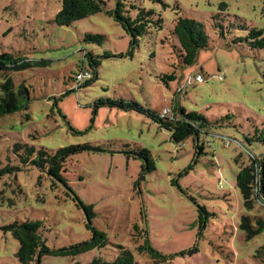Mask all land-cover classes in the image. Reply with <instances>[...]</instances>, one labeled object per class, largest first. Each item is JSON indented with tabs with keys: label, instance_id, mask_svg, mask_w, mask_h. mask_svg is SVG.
<instances>
[{
	"label": "rangeland",
	"instance_id": "374dc122",
	"mask_svg": "<svg viewBox=\"0 0 264 264\" xmlns=\"http://www.w3.org/2000/svg\"><path fill=\"white\" fill-rule=\"evenodd\" d=\"M105 1L103 13L60 27L54 19L62 0H0V55L32 63L8 74L17 93L30 91L29 109L0 118V171L13 169L0 175V264H21L19 243L3 230L14 222L41 221L52 251L89 242L93 232L75 195L94 206L92 225L106 235L105 243L78 256L45 255L40 264H115L124 252L134 264H264V233L247 240L241 228L243 218L254 227L264 221V207L255 202L248 209L236 182L251 163L247 149L261 152L245 135L253 132L248 118L259 127L264 122V51L234 42L246 38L242 27L264 30V0H134L165 22L164 31L141 39L134 58L117 57L128 54L131 37L107 14L118 0ZM179 17L204 23L210 37L197 64L185 69L170 34ZM90 35L102 39L91 42ZM86 53L100 64L95 70L92 58L84 60L93 79L79 88L75 77ZM172 73L181 78L171 90L157 76ZM197 73L207 82L192 81L183 94H174L184 88L183 77ZM5 81L0 72V97ZM108 99L138 102L158 114L175 99L211 122L234 114L243 128L201 134L207 147L198 156L195 136L176 144L146 115L96 107ZM21 144L52 154L71 146L94 150L67 158L63 176L70 190L62 184L52 188L47 170L32 162L36 154L23 164ZM200 215L207 220L204 230ZM146 241L148 251L140 250ZM152 250L166 261L154 259Z\"/></svg>",
	"mask_w": 264,
	"mask_h": 264
},
{
	"label": "trees",
	"instance_id": "16d2710c",
	"mask_svg": "<svg viewBox=\"0 0 264 264\" xmlns=\"http://www.w3.org/2000/svg\"><path fill=\"white\" fill-rule=\"evenodd\" d=\"M107 2L105 0H62V7L55 16L54 22L60 27H69L77 21L98 15L107 10ZM116 22H118L123 30L131 37L130 50L128 54H119L117 57L134 58L136 50L140 46L141 39L150 36L153 33H159L164 31L165 22L162 16L155 9H148L138 4L134 0H118L113 10L107 11ZM219 18L216 17V21ZM219 28L218 26H215ZM233 28V27H232ZM248 32L246 38L236 39L235 43L247 42L249 47L253 50L264 51V30L258 28L249 29L248 27H242ZM171 37L175 41L174 48L176 53L179 54L180 66L182 69L185 67L195 66L199 60L202 51L209 48L210 37L208 35L207 28L204 23L189 18L179 17L173 28ZM222 39H226V32L223 30L220 32ZM87 40L91 42H98L102 39L100 36H87ZM115 57L113 54H107L106 58ZM82 69L88 70L84 64V60L91 59L90 67L97 69L100 64L93 54L86 53L83 56ZM32 63H28L26 60L16 57L14 55L4 53L0 55V72L6 74V81L1 85L2 96L0 97V118L13 115L17 112L27 111L29 109V103L31 101L30 91L24 87L19 93L15 90V84L8 75L13 70H22ZM203 71V68H201ZM89 71V70H88ZM91 72V71H90ZM184 73V72H183ZM97 74V72H96ZM185 76V74H183ZM200 75L203 77V81L199 82L196 80V76ZM91 72V78L93 79ZM217 76H211L210 79H216ZM176 74H163L157 76L159 82H161L168 89L172 90L171 84L178 80ZM182 83L183 87L177 89L174 94L182 90V94L185 92L187 86L195 81L197 83L207 82L204 78V74L197 73L196 75L189 77L185 76ZM220 81L224 80L222 75L218 76ZM90 79V78H89ZM87 80V79H86ZM80 88V86H77ZM179 94V92H178ZM177 100L174 99L173 106L171 109L172 115L166 119H161L160 114L146 109L138 102H127L123 99L106 101L101 100L96 104V107H110L119 108L121 110L130 112L135 111L142 115L148 116L151 120L157 123L160 128L165 129L171 133V139L176 143H182L188 138L195 136L194 142L196 150L199 151L198 156L205 154L207 143L200 141L201 134L206 136L215 135V130L223 129L224 127H233L235 129L243 128L242 125L238 124L237 117L234 114H226L221 119L211 122L207 116L198 112H189L182 105H177ZM248 122L252 125L253 132H249L245 135V141L249 144H257L261 152L256 153L254 150H248V154L251 163L248 166L242 167L237 174L236 182L239 188L245 205L248 209L253 210L255 202L261 203L264 207V122L259 127L255 125V121L248 118ZM244 144V143H242ZM211 145V142L208 143ZM185 146V145H184ZM17 148L23 150L24 155L22 156V163L28 164L30 157L35 156L32 161L33 164L42 171L47 170L48 175L52 179V188L58 186V184L64 185L70 189L67 180L63 176L64 165L67 158L75 153L83 151H91L94 148L83 145V146H71L58 150L55 154L48 153L47 151L41 150L36 151L33 146L29 145H18ZM18 151V149H16ZM149 154L148 151H144ZM48 168V169H47ZM153 166L149 164L147 170H152ZM6 171H13L8 168ZM6 171H0V175H4ZM144 174V172H143ZM75 200L78 205L84 209L88 223L87 228L92 230L93 237L89 242H85L70 248L62 250L52 251L47 247V241L44 238L43 229L44 225L41 221H24L14 222L5 227L3 230L6 233H10L13 238L19 243V249L16 253V258L21 264H31L32 262L41 263L42 258L45 255L54 256H78L86 251L93 248L103 246L106 241V235L98 231L92 225V220L96 217L93 205H85L76 195ZM202 212H206V209H202ZM203 214V215H204ZM203 215H200V230H204L207 225V220ZM257 227L252 225V221L248 218H243L241 228L246 234L247 240H251L259 234L264 233V221L261 219L257 220ZM149 244L146 241L145 245L140 248L142 251H148ZM198 251L195 247L191 253L194 254ZM152 252H154L152 250ZM152 256L158 260L164 262L166 258L154 252ZM91 264H101L97 260ZM115 264H134V257L130 252H124Z\"/></svg>",
	"mask_w": 264,
	"mask_h": 264
},
{
	"label": "built area",
	"instance_id": "2783aa9c",
	"mask_svg": "<svg viewBox=\"0 0 264 264\" xmlns=\"http://www.w3.org/2000/svg\"><path fill=\"white\" fill-rule=\"evenodd\" d=\"M89 78H91V72L88 71V70L82 69L81 71L78 72V74L75 77L76 86H79L82 81H84L86 79H89ZM196 80L199 81V82H202L203 81V77L200 76V75H197L196 76ZM171 115H172L171 109L170 108H166L160 114V118L164 120V119H166L168 117H171Z\"/></svg>",
	"mask_w": 264,
	"mask_h": 264
}]
</instances>
